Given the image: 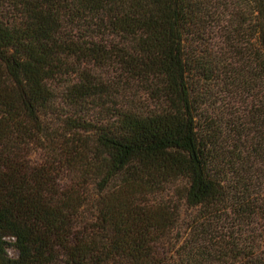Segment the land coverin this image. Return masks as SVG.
<instances>
[{
    "label": "trees",
    "instance_id": "16d2710c",
    "mask_svg": "<svg viewBox=\"0 0 264 264\" xmlns=\"http://www.w3.org/2000/svg\"><path fill=\"white\" fill-rule=\"evenodd\" d=\"M228 1L218 52L212 0H0V264H264V0Z\"/></svg>",
    "mask_w": 264,
    "mask_h": 264
},
{
    "label": "rangeland",
    "instance_id": "374dc122",
    "mask_svg": "<svg viewBox=\"0 0 264 264\" xmlns=\"http://www.w3.org/2000/svg\"><path fill=\"white\" fill-rule=\"evenodd\" d=\"M215 8V19H217L214 23H211V26L207 27L203 34V41H200V45L207 44L208 47H211L213 50H217L220 52L222 48L227 50V47L222 44L223 36L222 32L226 29L228 31L229 36L232 33V29L234 26V20L231 15V7L228 5L229 1L223 2L222 0H212ZM227 6L225 9L223 8V4ZM239 40V39H238ZM202 43V44H201ZM240 44V40L238 42ZM208 91L209 100L207 105H205V110L211 112L213 115H223L226 119L235 117L237 111L243 112L245 108L249 106V98L245 96H239L235 92L236 90L233 87H229L224 84L223 81L216 80L213 83H210ZM189 212V210H186ZM174 230L170 234V241H173L177 234ZM9 252L12 251L9 249Z\"/></svg>",
    "mask_w": 264,
    "mask_h": 264
}]
</instances>
